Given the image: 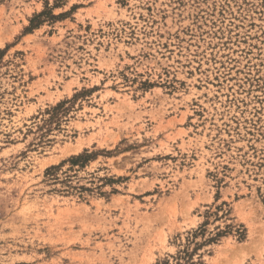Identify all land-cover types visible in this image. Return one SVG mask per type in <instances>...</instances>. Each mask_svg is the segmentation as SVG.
<instances>
[{
	"label": "rangeland",
	"instance_id": "rangeland-1",
	"mask_svg": "<svg viewBox=\"0 0 264 264\" xmlns=\"http://www.w3.org/2000/svg\"><path fill=\"white\" fill-rule=\"evenodd\" d=\"M0 264H264V0H0Z\"/></svg>",
	"mask_w": 264,
	"mask_h": 264
}]
</instances>
